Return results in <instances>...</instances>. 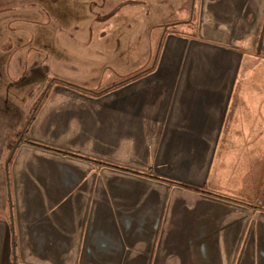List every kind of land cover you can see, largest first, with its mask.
Segmentation results:
<instances>
[{
	"label": "crops",
	"instance_id": "1",
	"mask_svg": "<svg viewBox=\"0 0 264 264\" xmlns=\"http://www.w3.org/2000/svg\"><path fill=\"white\" fill-rule=\"evenodd\" d=\"M33 1L0 10V154L51 78L106 92L55 84L6 156L0 264H264V0H197L207 41Z\"/></svg>",
	"mask_w": 264,
	"mask_h": 264
},
{
	"label": "rangeland",
	"instance_id": "2",
	"mask_svg": "<svg viewBox=\"0 0 264 264\" xmlns=\"http://www.w3.org/2000/svg\"><path fill=\"white\" fill-rule=\"evenodd\" d=\"M44 1L47 2V0H42L41 5H43ZM116 1H118L117 3L119 5L120 10L123 13H125V15L122 17V20L124 21L126 20L128 23L132 22L131 26L130 24H126V27L128 26L129 28H165V29L167 28V31H164V34L167 35L168 32L170 33L173 31L172 28H175L176 30V28H179L177 26H180L179 24L185 21L194 26V28L191 27L190 29L193 30V32H195V36H196L197 26H201L200 29H202V32H201L202 38L200 40L207 41L208 40L207 36H210L209 25H208V20L210 18H208V16L204 14V12L199 17L197 0H193V2H190V0H163V1L162 0H146V1L116 0ZM34 3H35V6H34ZM38 3L39 2H36L33 0H0V10L4 9L6 13H9L10 12L9 9L11 8L16 9L17 6L22 5V4H24L25 6L27 4H30L31 8L35 7L37 10H39L37 6ZM49 3H51V9L59 13L61 11H66L67 13H70V12L80 13L82 10H84L81 8L82 4L87 3L88 6L91 5L88 2V0H50ZM261 7L262 6H260V8ZM135 8L137 9L138 15L136 12H135V15L133 13V9ZM260 8L257 9V6H256V10L253 9L254 14L248 17L249 26L252 25L251 26L252 28H248V30L250 33L249 37H251L254 34H257V39L259 42L258 45L260 46L259 50H261L262 55L264 57V9H260ZM43 9H46V8L43 6L41 10ZM189 9L191 11L190 15H189ZM165 11H167V13ZM259 11L260 12L263 11V16H258ZM42 13L45 14V11H42ZM139 14H141V16H139ZM140 17H141L142 22H139L138 20ZM238 19L240 20L241 18H238ZM244 20L245 19L243 18V21ZM134 21H135V24H134ZM258 23H260V26L259 28L256 29V26ZM58 29H61V28H58ZM61 31L64 33L63 35H65L66 31L63 29ZM213 36L216 37L215 30H214ZM160 52L161 50L158 48V45L154 46L150 50V54L152 53V56L156 61H158L159 59ZM135 66H136L135 69L128 71V72H131V74H128V76H126L127 78H133V77L139 78L143 73L149 71L150 67L151 66L153 67L154 64L148 65L145 67V64L143 62L142 64H139V65L137 63ZM221 66L223 65L221 64ZM241 67L243 71H248V68L253 67V65L250 63L242 62ZM117 70L119 71L121 69L117 67ZM218 71H221V70H218ZM76 85L80 86V84H76ZM81 87H84L89 90L94 89V88H89L86 86H81ZM35 100H37V98ZM20 101L21 100L19 99L18 102L20 103ZM29 101H30V97L26 96L25 101L23 103L27 105ZM11 103L17 104V101L13 100ZM35 104H36V101L32 104L31 110L34 109ZM20 132H21V128L18 129V131L12 134V136L10 137L9 145H7L8 147L5 152L4 157H3V153L0 154V172H1V169L3 170L4 161L9 159V156L11 155L14 145L18 141ZM6 156H8V158ZM0 186L2 189H5V187L7 186L4 176L0 177Z\"/></svg>",
	"mask_w": 264,
	"mask_h": 264
},
{
	"label": "trees",
	"instance_id": "3",
	"mask_svg": "<svg viewBox=\"0 0 264 264\" xmlns=\"http://www.w3.org/2000/svg\"><path fill=\"white\" fill-rule=\"evenodd\" d=\"M134 78V77H133ZM55 84H62V85H66L70 88H74V89H77V90H80V91H84V92H92V90H89V89H86L84 87H81L79 85H76V84H73V83H70V82H67V81H64V80H60V79H57V78H51L46 86L44 87V89L42 90L38 100L36 101V104L34 106V109L30 111V113L28 114V116L26 117V121L24 123V125L22 126L21 128V132L20 134H24L26 133L27 129H28V126L33 118V115L36 111V109L41 105L42 101L45 99V97L47 96V94L49 93V91L51 90V88L55 85ZM106 91H96V92H92L94 95L96 96H100L102 95L103 93H105ZM29 144H33V145H36L34 143H31V142H28ZM15 146V145H14ZM12 154V152H11ZM11 159V158H10ZM10 159L6 161V166L5 168L7 169V166L9 165V162H10Z\"/></svg>",
	"mask_w": 264,
	"mask_h": 264
}]
</instances>
